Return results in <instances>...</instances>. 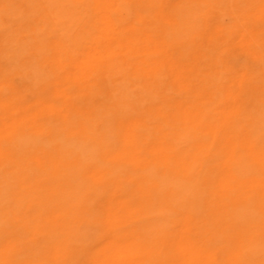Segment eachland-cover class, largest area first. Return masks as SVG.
<instances>
[{"label":"bare ground","instance_id":"obj_1","mask_svg":"<svg viewBox=\"0 0 264 264\" xmlns=\"http://www.w3.org/2000/svg\"><path fill=\"white\" fill-rule=\"evenodd\" d=\"M0 264H264V0H0Z\"/></svg>","mask_w":264,"mask_h":264}]
</instances>
